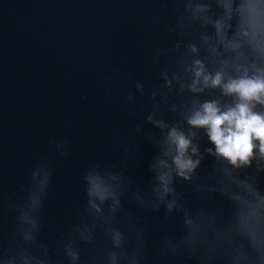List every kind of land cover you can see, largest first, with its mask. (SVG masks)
Instances as JSON below:
<instances>
[{
  "label": "clouds",
  "instance_id": "clouds-1",
  "mask_svg": "<svg viewBox=\"0 0 264 264\" xmlns=\"http://www.w3.org/2000/svg\"><path fill=\"white\" fill-rule=\"evenodd\" d=\"M131 2L172 7L145 10L163 40L151 82L120 67L100 77L105 97L123 89L120 107L139 113L130 134L113 132L120 158L82 169L79 206L54 243L48 203L74 133L32 153L19 194L0 178V264H148L150 220L178 224L155 264H264V0ZM138 140L152 148L144 183L131 174Z\"/></svg>",
  "mask_w": 264,
  "mask_h": 264
},
{
  "label": "water",
  "instance_id": "water-1",
  "mask_svg": "<svg viewBox=\"0 0 264 264\" xmlns=\"http://www.w3.org/2000/svg\"><path fill=\"white\" fill-rule=\"evenodd\" d=\"M160 6L131 0H0V178L7 195L19 194L33 152L51 155L50 135L74 133L70 157L58 166L45 231L49 242L77 210L82 169L96 156L120 158L113 132L130 134L139 118L120 107L123 89L111 99L101 75L120 67L148 82L150 49L156 40L146 9ZM143 162L132 167L139 183L149 178V144L138 140ZM141 216L144 214L141 213ZM5 222L7 214L5 213ZM176 221L148 225V264H155L162 234Z\"/></svg>",
  "mask_w": 264,
  "mask_h": 264
}]
</instances>
